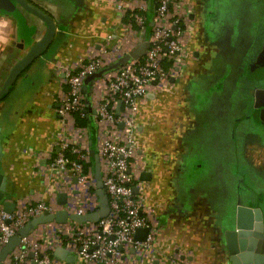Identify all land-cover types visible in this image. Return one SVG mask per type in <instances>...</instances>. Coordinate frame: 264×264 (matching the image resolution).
Wrapping results in <instances>:
<instances>
[{"label": "crops", "instance_id": "obj_1", "mask_svg": "<svg viewBox=\"0 0 264 264\" xmlns=\"http://www.w3.org/2000/svg\"><path fill=\"white\" fill-rule=\"evenodd\" d=\"M22 1L0 0L6 200L15 203L12 213L38 202L47 203L51 212L98 210L93 180L83 185L74 179L72 190L56 185L51 164L60 151L57 108L68 90V70L93 56H101L106 67L148 42L154 0H124L125 13L116 10L114 0ZM172 10L184 20L185 66L138 104L131 158V171L145 194L143 214L156 229L152 264H231L226 231L255 218L256 209L264 218V0H182ZM133 11L147 17L144 28L127 17ZM46 37L43 49L7 83L13 68ZM113 72L83 90L86 125H78L76 115L69 121L70 141L88 151L89 161L95 163L98 154L102 173L100 146L110 131L98 122V107ZM121 108L118 101L117 111ZM122 128L112 135L121 139ZM89 172L95 177V166ZM62 192L68 194L64 206L58 199ZM79 225L35 227L27 235L25 264H37L35 255L30 257L35 251L51 254L56 264H78L62 259L58 250H69L70 235Z\"/></svg>", "mask_w": 264, "mask_h": 264}, {"label": "built area", "instance_id": "obj_2", "mask_svg": "<svg viewBox=\"0 0 264 264\" xmlns=\"http://www.w3.org/2000/svg\"><path fill=\"white\" fill-rule=\"evenodd\" d=\"M155 1L157 6L148 39L149 48L143 56L114 70L108 78L107 96L98 107V122L106 125L110 131L100 146L104 166L103 186L109 198L110 213L99 222L80 224L72 230L68 248L78 264H152L153 261L156 229L143 214L145 194L141 192V184L131 171V158L136 147L138 104L150 91L161 89L171 77H177L186 62L184 20L172 12L173 7L181 4L182 0ZM114 2L118 12L127 11L128 4L124 0ZM130 17L132 22L144 28L147 20L145 15L133 11ZM103 67V58L93 56L77 69L67 71L68 90L57 108L62 123L56 136L60 151L51 164V172L59 189L72 190L74 179L83 185L93 180L97 188L95 177L89 171L84 172L82 164V161H89L88 151L78 142L70 141L74 134L69 121L76 114H84L85 79ZM118 101L122 105L120 111L116 109ZM121 123L124 126L119 131L123 136L118 139L112 132L118 130ZM68 151L77 158L68 157ZM135 187L138 188L137 192L134 191ZM50 210L47 203L38 202L24 205L15 213L0 212V250L28 221ZM139 228L149 230L145 240L135 238ZM29 249V238L25 236L11 252L12 261L7 264H25ZM34 255L37 264L57 262L47 252L35 251ZM172 264L177 262L172 261Z\"/></svg>", "mask_w": 264, "mask_h": 264}, {"label": "water", "instance_id": "obj_3", "mask_svg": "<svg viewBox=\"0 0 264 264\" xmlns=\"http://www.w3.org/2000/svg\"><path fill=\"white\" fill-rule=\"evenodd\" d=\"M19 2L22 0H18ZM23 2V1H22ZM32 11H34L32 9ZM37 15H40L37 11H34ZM48 40L46 37L38 46H36L30 54L16 67L13 68L7 83L10 82L15 72L33 57H35L44 47V44ZM149 42H144L142 46L136 49L131 54H126L120 57L117 61L103 67L98 72L89 75L84 82L83 90L87 91L88 85L95 79L103 77L106 73L118 69L120 66L128 63L133 58L143 56L149 48ZM156 84V82H154ZM260 118L264 121V108L261 109ZM121 126H124L121 123ZM95 153L93 152V155ZM1 159L2 150L0 146V203H2V210L8 213H12L15 208L13 201L6 200V176L1 172ZM95 179L97 182L96 194L99 197V208L95 211L87 213H70L67 209L63 208L55 212L46 211L38 217H34L28 221L19 231L13 236L8 243L0 250V264L4 263L7 257L11 254L14 248L18 247L22 241V238L27 236L38 225L56 222L59 224H66L73 221L78 224L89 225L93 222H99L101 219L106 218L110 213L109 198L106 194L103 186V174L100 164L99 155L95 154ZM142 179H145L144 177ZM137 192V189L134 188ZM74 194L78 191H74ZM59 204L64 206L68 202V194L65 192L58 195ZM256 216H250L245 218L238 227L235 229H229L226 231V246L229 254V261L231 264H264V218L262 219L260 209L255 210ZM9 222V221H8ZM149 230L147 228H139L135 233L137 240H145ZM58 252L61 253L62 259L69 263H75V256L71 252L64 248H59ZM135 252V249H132ZM30 257H34V253H30ZM37 263V262H36ZM98 264H104L100 262Z\"/></svg>", "mask_w": 264, "mask_h": 264}, {"label": "trees", "instance_id": "obj_4", "mask_svg": "<svg viewBox=\"0 0 264 264\" xmlns=\"http://www.w3.org/2000/svg\"><path fill=\"white\" fill-rule=\"evenodd\" d=\"M154 4H155L154 6L156 7L157 6V1L154 0ZM131 13L132 12H128L127 13V17H130ZM130 19H131V17H130ZM76 123L78 125H86L85 115L84 114H76ZM66 154H67L68 157H70L72 159H76L77 158V156L75 154H73L71 151H68ZM82 164H83V167H84V172H86V173L89 171L90 167L94 168V166H95V163H94L93 160L92 161H88V162L82 161Z\"/></svg>", "mask_w": 264, "mask_h": 264}]
</instances>
